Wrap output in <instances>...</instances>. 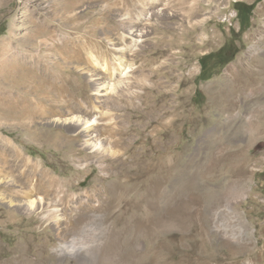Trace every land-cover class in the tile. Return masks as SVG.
<instances>
[{"label":"rangeland","instance_id":"obj_1","mask_svg":"<svg viewBox=\"0 0 264 264\" xmlns=\"http://www.w3.org/2000/svg\"><path fill=\"white\" fill-rule=\"evenodd\" d=\"M112 1L0 0V168L22 179L20 186L1 182L0 191L27 189L37 180L43 187L38 192L45 196L47 188L46 198H53L61 192L50 189L52 177L79 199L61 201L60 208L69 213L78 206L85 214L98 202L100 214L80 232L82 251L64 256L53 250L58 243L53 222L0 200V261L11 259L21 243L29 248L31 264H97L84 249L116 241L129 225L127 264H264V124L257 134H247L245 118L252 113L240 105L238 116L245 121L214 130L229 117L211 96L212 85L252 45L264 57V0L256 2L244 30L233 5L255 0H164L172 15L162 20L151 15L156 28L142 23L149 35L136 40L128 80L115 81L113 91L103 95V86L95 88L111 80L102 67H89L84 44L95 38L113 49L104 30L94 27L100 19L118 33L119 10L105 6ZM173 39L177 47L169 49L165 42ZM218 51L229 60H211L207 77L199 78L201 57ZM73 115L79 120L70 121ZM83 120L93 122L104 148L117 149L114 155L85 144ZM239 166L249 169L245 197L226 203L225 185ZM220 179L226 181L219 188ZM125 208L127 224L117 220ZM9 210L18 214L17 223H2ZM178 216L185 220L170 226L168 219ZM42 242L48 248L39 253ZM39 255L47 257L36 263ZM20 256L14 255L17 261Z\"/></svg>","mask_w":264,"mask_h":264},{"label":"bare ground","instance_id":"obj_2","mask_svg":"<svg viewBox=\"0 0 264 264\" xmlns=\"http://www.w3.org/2000/svg\"><path fill=\"white\" fill-rule=\"evenodd\" d=\"M159 2H161L160 4H163V5L158 4ZM131 5L132 6H130L124 0H114L109 3L107 2V4L105 5L106 8L110 9V11L119 10L118 14L116 13L118 17L117 18L118 33L112 32L111 29L109 28L110 26L108 27L107 24H103V22L100 19L97 20L96 22L97 24L94 25V27L100 26V28L104 30L102 32L103 33L102 35L105 38V42H107L113 48L112 50L106 48L105 46L98 44L95 38L87 39L84 44L85 46H87V48L86 47L85 48L87 49L86 56H87V63L89 64V67L91 66L93 67V69L94 67L96 68L97 66L102 67L103 71L105 70V72L108 74L111 80L110 83L107 82V85L102 84L101 86L98 85L95 88L97 92H99L101 90V87L103 86L105 88L104 90L105 94L103 95H106V94L108 95L113 91L112 89H114L115 87V81H117V83L119 82L124 83L123 78L128 80L129 77L125 74H129L128 69H132L133 62L130 59L132 57H135L134 55L135 53H137L136 49L134 48L136 47V40L143 39L145 38V36L149 35V30H146V28L144 27V25H142V23L145 21L147 22L151 21L152 23L151 15L154 16L155 18L157 17L156 18L157 20H162L164 18H170V16L167 15V14H171L169 13L170 10L169 11L167 10L168 7H166L168 6V2L164 0H134L133 4ZM152 24H153V27L156 28L155 21ZM165 30H164V33H165ZM159 32H162V31H159ZM116 33L119 34L118 36H120V38L118 36L114 37V35H117ZM170 33L171 32H169L168 34ZM185 33L187 32L185 31ZM42 38H43L42 42L46 43L48 41V38H45V37H42ZM175 38H176V35H175ZM115 39H119L120 41L119 44L118 42L115 41ZM160 39L162 40V38ZM165 39H166V36H165ZM176 40L175 39L169 40V41H166L165 43L168 45V47L170 46L169 49L175 48L177 47ZM262 40L264 41V34H263ZM161 43H164V41H162ZM160 51L158 52L162 53ZM167 51L169 50L167 49ZM110 54H113L112 57L110 56ZM171 60L172 59H169L168 61L165 62L168 64L167 65L168 67L171 63ZM226 73H227V77L223 81L215 82L211 87L212 91L211 90L210 91L212 92L211 96H214L215 98V102L219 104L218 106L221 112L227 113L229 120H227L225 123H221L217 121V124L215 125L214 130L226 129L232 125H236L238 123L240 124L242 119L240 118V115L238 116V114H240V107H241L240 105H243L246 110L250 109L252 113L246 116L245 120L247 119V121L244 124V128L247 129V134H249L250 136L257 134V131L260 132L261 130L259 129L260 128L259 126H262L264 124V106L258 105L264 102V57L262 56L260 57L256 55L255 45H252L243 58L242 57L239 58L238 62L232 63L230 66H228V68L226 69ZM96 100H98L97 96H96ZM253 105H258V106L257 108H252ZM40 112L43 114L45 112L43 105H41ZM77 120H79L78 116L77 117L74 115L71 116L70 121L73 122ZM245 120H242V121H245ZM94 122H96V120H94ZM81 126L84 132L83 133L84 138H85L84 142L86 145H89L90 148H93L94 150H96L97 153H100V151L107 150L110 156L115 154L117 149L115 150L112 147L109 149H106L103 147L102 139L101 137L96 136L97 132L94 129L95 126L93 125L92 121L83 120ZM237 127L238 129H242V126L237 125ZM101 135H103V133H101ZM108 146H109V143H108ZM5 172L6 171L4 169L0 168V183L1 182L2 184L4 183V186H8V185L20 186L21 185L19 184V181L21 182L22 179L13 177L14 175L11 177L10 174L12 173L9 174ZM246 172H249L248 168H245L244 166H239L237 168L236 173H234L235 177L231 179L227 183V185H225V188H224L225 191L223 193L222 200H225L226 203L232 200H235L237 198L242 199L245 197V189H243L242 185L244 182V177L248 176L249 174ZM10 177L11 179H8ZM225 177L227 178V175H225ZM48 179H49L50 189L55 190V192H59V193L61 192L60 194L58 193L59 195H57L56 197L46 198V195H48V192L46 190L47 188L44 189L45 196L42 195L43 193L38 192V188H39L38 186L42 187V184H39L36 180V182L30 181L29 187L27 189L26 188H22L21 190L11 189L10 192L6 191L7 189L5 191H0V200H2V202H8L10 206L11 205L21 206L22 209L25 212H28L29 214L37 211V213L38 212L40 213L41 218L44 221L53 222V224L55 225L57 229L56 237L58 239V243L56 247L53 249L54 252H56L57 254L64 255V256L76 255L82 251V250L80 251V240H79L80 232L82 228L91 219H94L95 217L100 216V214H97V212L95 211L96 209L95 207H97L99 203L96 202L93 205H88V211L85 214H83L84 212L82 213L81 210H79V207L75 206L76 205L75 204L73 206L77 207V210L71 209L70 212L68 213L66 209L64 211L62 207L60 208L59 203H61V201L63 202L66 199L67 201H71L74 198H75V201H78L79 199L76 197V193L70 192L71 191L70 186L63 184L62 182H60V180H57L56 178H52V177H49ZM224 181L220 179L218 183H216L218 184L219 188L222 187L223 184H225ZM17 183L18 185H16ZM56 186L58 187L55 188ZM62 193L64 194L63 196L61 195ZM68 204L70 203L68 202ZM187 208L188 206L181 208L180 212L183 211V209L185 210ZM176 212H178V210ZM128 213H129V209L127 208L121 210L119 218L117 219L118 222H122L123 219L125 218V221L128 220L126 221V224L129 223L130 217L128 216L129 215ZM214 214L215 212H213V215ZM17 215L18 214L15 213L13 210L7 211L4 214V216H1L3 217L2 223L5 224L7 220H11V222H13L14 224L17 223L19 221V219H17ZM182 217L181 218L180 216H178L177 218L174 217L175 219L169 218L168 222L171 224L170 226L172 227L176 226L175 224L177 221L175 220L183 222L185 219ZM148 223H150V221H148ZM48 225L46 226V228L48 227ZM108 227L110 228V225H108ZM127 228L128 229H125L124 232L118 231L119 236H117L116 241H118L119 243V248L116 247L115 239L113 240L111 239V241L109 242L100 243L99 248L95 251H91L88 249H84V251L90 254L91 257L94 259V261L97 262V264H127L128 261L130 260V255H131L130 254V241H129V225ZM126 232H128L127 236L124 235ZM109 238L107 237L106 240L107 239L109 240ZM48 243L49 242L40 243L41 247H40L39 253L41 252L43 253V251L48 248ZM16 253L17 254L21 253L19 261L15 259L17 257H14ZM30 255L31 254H29V248H27L24 244L18 243V246L15 248L11 259L7 260L5 263L0 261V264H22V262H24V264L25 263L31 264L30 263L31 261L29 262ZM46 257L47 256L40 257L39 255L38 259L36 260V263L41 262V260L45 259Z\"/></svg>","mask_w":264,"mask_h":264},{"label":"trees","instance_id":"obj_3","mask_svg":"<svg viewBox=\"0 0 264 264\" xmlns=\"http://www.w3.org/2000/svg\"><path fill=\"white\" fill-rule=\"evenodd\" d=\"M257 1H259V0H255L252 3H245V2H239V1H236L234 3L233 6L236 10V16H237V19L239 21L240 30H244L249 26L250 16H251L252 10H253ZM219 54H220V52L218 51L215 54L208 53V54L201 57V59H200L201 71L198 75L199 78H206L207 77L206 74L210 70V67L212 64L211 60L215 59L216 63H218V64H225L229 60L228 58L227 59L226 58L220 59Z\"/></svg>","mask_w":264,"mask_h":264}]
</instances>
